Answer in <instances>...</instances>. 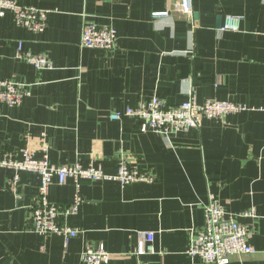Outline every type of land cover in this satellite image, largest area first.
<instances>
[{
    "label": "crops",
    "instance_id": "obj_1",
    "mask_svg": "<svg viewBox=\"0 0 264 264\" xmlns=\"http://www.w3.org/2000/svg\"><path fill=\"white\" fill-rule=\"evenodd\" d=\"M181 1L20 0L49 12L41 33L9 11L0 14V81L30 85L19 106L0 105V159L11 153L21 160L27 147L41 159L48 147L52 166L116 176L124 159L154 177L129 185L106 177L61 185L55 178L51 202L65 209L77 194L83 198L64 222L81 232L67 245L63 236L32 229L39 176L21 172L13 191L15 171L0 167V264H85L90 245L108 252L102 264H140L132 253L142 233L155 236L156 252L142 258L148 264H211L188 253L211 196L251 232L255 252L234 255L230 264H264V0H192V17L176 9ZM167 10L168 19L152 16ZM228 16L242 18L240 30L220 31ZM87 23L113 27L115 49L83 47ZM20 42L54 68L20 60ZM192 96L256 110L205 119L169 137L143 132L130 117L111 119L155 97L177 106Z\"/></svg>",
    "mask_w": 264,
    "mask_h": 264
},
{
    "label": "built area",
    "instance_id": "obj_2",
    "mask_svg": "<svg viewBox=\"0 0 264 264\" xmlns=\"http://www.w3.org/2000/svg\"><path fill=\"white\" fill-rule=\"evenodd\" d=\"M176 9L192 17V0H182ZM11 12L16 22L28 30L41 33L47 28L49 12L38 7L24 5L20 0H0V14ZM154 19H168L170 12H154ZM241 17L228 16L220 31H238L241 27ZM117 31L113 27H101L92 23L84 25L82 30V46L100 50L112 51L116 47ZM18 58L34 66L37 70H51L53 61L45 54L34 55L24 50L22 42L17 48ZM30 94V85L20 83L13 78L0 81V105L7 107L19 106L24 98ZM247 106L231 101L207 100L199 104L195 97L183 104L169 106L160 98H153L148 103H142L137 108H127L123 113L111 115L112 120L130 117L140 122L143 132L153 131L164 136H171L180 132H187L200 128L203 121L223 119L226 116L251 111ZM264 110V108H262ZM22 159L7 153L0 159V167L15 171V175L8 182L11 190H17L21 172H33L40 178V192L37 205L32 209V229L43 235L63 236L68 245L71 240L80 235V230L66 226L64 223L69 215L78 213L83 203L80 194L75 196L74 202L62 209L60 205L49 199V187L56 178L61 185L68 179L90 178L94 180L106 177L108 180H117L123 185L135 182H154V177L141 174L136 168L128 166L126 160L120 162L119 172L116 176H105L95 168H83L80 164L52 166L49 162L48 147L43 149V158L36 159L33 151L23 148ZM205 226L202 230H192L190 248L188 253L192 258H200L211 264H230L231 257L255 252L250 244L251 232L237 220L230 216L224 206L215 198L204 206ZM253 216V213H251ZM64 223V224H63ZM155 236L151 233H142L139 236L133 256L138 258L140 264H148L142 258L156 252L154 247ZM109 254L103 245H90L82 254L85 264H102Z\"/></svg>",
    "mask_w": 264,
    "mask_h": 264
},
{
    "label": "water",
    "instance_id": "obj_3",
    "mask_svg": "<svg viewBox=\"0 0 264 264\" xmlns=\"http://www.w3.org/2000/svg\"><path fill=\"white\" fill-rule=\"evenodd\" d=\"M197 18H198V16L196 15V14H194V20H195V22H197ZM197 24V23H196ZM221 27V26H220Z\"/></svg>",
    "mask_w": 264,
    "mask_h": 264
}]
</instances>
